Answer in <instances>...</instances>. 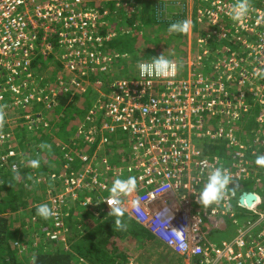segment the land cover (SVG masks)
I'll return each mask as SVG.
<instances>
[{
  "label": "built area",
  "instance_id": "2783aa9c",
  "mask_svg": "<svg viewBox=\"0 0 264 264\" xmlns=\"http://www.w3.org/2000/svg\"><path fill=\"white\" fill-rule=\"evenodd\" d=\"M184 2L179 15L189 25L186 58L160 65L140 61L134 77L108 81L106 97L75 131L74 138L95 145L93 153L63 151L64 169L77 164L80 170L51 177L45 203L55 233L42 241L64 243L63 208L70 209L68 203L79 200L82 191L108 192L103 201L114 207L107 177L113 175L115 183L123 170L127 179H135L134 187L119 196L123 213L173 255L193 264H264L263 201L260 211L242 208L256 217L238 221L229 241L217 245L209 238L225 230L223 215L256 172L249 157L264 148V0H244L248 13L239 22L230 18L237 0ZM116 7L126 8L121 1ZM108 8L103 1L90 7L86 0H0V123L7 127L0 128V166L17 169L8 161L19 156L16 130L39 129L53 97L78 95L107 79L121 55L108 47L114 36L103 31L113 17ZM194 22L204 26L195 43ZM216 42L221 45L215 47ZM37 58H51L56 67L55 81L42 88L30 72ZM34 103L43 109L32 115ZM117 134L123 137L118 143L125 138L127 145L120 169L99 157ZM207 146L221 153H206ZM216 167L226 170L230 183L223 199L205 207L199 194ZM37 183L46 182L38 178ZM80 204L91 205L89 200ZM22 242L14 243L18 253ZM126 261L146 264L140 257Z\"/></svg>",
  "mask_w": 264,
  "mask_h": 264
},
{
  "label": "trees",
  "instance_id": "16d2710c",
  "mask_svg": "<svg viewBox=\"0 0 264 264\" xmlns=\"http://www.w3.org/2000/svg\"><path fill=\"white\" fill-rule=\"evenodd\" d=\"M86 1L90 7L100 1L109 3L108 9L113 17L110 27L103 31L111 32L114 36L108 43V47L113 51L120 52L119 48L126 46L121 53L125 55L121 57L125 65L129 66V62L156 61L157 59L144 58L158 55L157 48L163 51L167 43H172L173 41H166L168 35L177 43L171 48L168 45L167 51L170 55L168 60H173L174 50L181 52L182 56L179 57L181 61L185 59L186 33L169 32L170 25L184 22V19L178 12L167 13L163 0H121L127 8H118L111 3L118 0ZM192 28L195 43L197 36L195 22ZM46 61L37 58L31 63L30 72L38 70L41 64L45 66ZM94 79L93 76L89 77L90 82ZM108 81L107 78L103 82L105 89ZM86 93L71 96L69 92H60L53 97L51 110L45 112L48 115L44 116V124L35 132L27 130L26 127L22 128L20 140L22 145L17 146L24 145V148L19 151L17 158L8 159L17 163V169L13 171L6 165L0 166V264H33V258L34 264H126L128 257H137L144 253H146L144 259L150 264H181L171 261L174 257L125 213L119 217L111 214V208L103 201L108 192L82 191L79 200L74 201L70 209L63 208L66 214L62 216L63 228L59 232L64 244L60 240L42 241L47 235L55 233L51 221L37 215V209L41 205H47L50 209V205L45 203V198L51 187V177L62 174L67 176L80 170L77 164L64 169L63 151L68 145H63L61 141L67 143L70 141L72 144L69 147L74 152L85 147L80 141L70 137L80 124L86 123L88 113L92 109L93 98ZM102 103L103 101H100V104ZM42 109L41 104L34 103L30 107V113L34 115ZM0 128L3 132L7 131V127L2 123ZM118 135L111 138L99 156L108 157L114 169L122 168L126 162L123 159V153L127 149L125 138L119 144L123 137ZM205 150L210 154L221 153L218 152V147L207 146ZM93 151L94 148L91 147L84 149L88 154H92ZM260 155H264V148H258L256 153L249 157L251 164L256 165V172L251 175V181L243 183L239 194L253 193L263 200L264 166L255 163L257 156ZM31 160H38V166H30ZM121 171V180H126V172ZM36 177L43 178L46 183L36 185ZM113 177L111 174L107 177L111 191L114 185ZM42 190L43 193H40ZM85 200H89L91 205L81 206L80 202ZM233 212L234 210L223 215L224 220L227 217L243 220L250 214L238 205L235 207V216L231 217ZM117 219H120V225L115 223ZM30 231H34L31 234L33 236L30 235ZM20 239L24 243L23 246L28 247V252L22 256L14 247V243ZM35 240L38 242L33 246Z\"/></svg>",
  "mask_w": 264,
  "mask_h": 264
},
{
  "label": "clouds",
  "instance_id": "9594fccd",
  "mask_svg": "<svg viewBox=\"0 0 264 264\" xmlns=\"http://www.w3.org/2000/svg\"><path fill=\"white\" fill-rule=\"evenodd\" d=\"M121 1V0H118ZM117 1V2H118ZM117 2H111L113 5L116 6ZM124 4L123 2H121ZM127 8V5L124 4ZM248 13V6L244 2V0H237V3L232 6L231 12H230V18L233 21L239 22L243 17H245ZM188 23L185 22H177L169 27V32H176V33H183L187 31L188 29ZM51 60V58L47 59ZM160 64H170L167 60H156V65ZM42 65V64H41ZM40 65V66H41ZM45 65V64H44ZM40 68V67H39ZM33 72L32 77L34 78V82L39 85V88H42L45 86L47 79L50 80L51 77H47L45 75V71H38V70H32ZM48 114H44L46 116ZM21 130L22 128L18 129ZM17 131V130H16ZM16 140L20 139L18 138V135L15 133ZM42 147H50V146H42ZM255 163L258 166H264V155L257 156ZM30 166L37 167L39 164L38 160H31L29 161ZM1 182V180H0ZM230 183V178L226 173V170L222 167H216L213 170H211L207 176V181L203 187V189L200 191L199 194V203L202 204L205 207L211 206L217 202H219L223 197L225 196L226 189L228 188ZM135 185V179L133 177H129L127 180H116L113 187L112 192L114 193V197L116 200L115 206L110 209V213L114 214L116 216H122L123 215V208L120 205L119 196L129 191L131 188H133ZM37 215H40L42 218H49L52 213L51 210L48 208L47 205H41L37 209ZM117 225L121 224L120 219H117L115 221ZM33 264H34V258H33Z\"/></svg>",
  "mask_w": 264,
  "mask_h": 264
},
{
  "label": "rangeland",
  "instance_id": "374dc122",
  "mask_svg": "<svg viewBox=\"0 0 264 264\" xmlns=\"http://www.w3.org/2000/svg\"><path fill=\"white\" fill-rule=\"evenodd\" d=\"M163 4H164V7L166 8V10H167V13H176V12H178V14H181V6L183 5V4H185V2H184V0H163ZM200 27H202V28H200ZM203 29H204V26L203 25H199V24H197V33L198 32H202L203 31ZM192 30V32H193V28L191 29ZM184 33V32H183ZM185 33H186V31H185ZM169 37H168V40L166 39V41L168 42V41H173L172 43H167L166 44V46H165V49L162 51V50H160V49H158L157 48V51H158V55H153L152 57H146V58H144V59H151V60H156V59H161V60H168L169 58H170V55H169V53H168V51H167V47H168V45H169V47L171 48L172 47V45L173 46H176L177 45V43H176V41L173 39V37H171L170 35H168ZM186 42H187V34H186ZM210 44V43H209ZM215 47H218V46H220L221 44L219 43V42H216V43H214L213 44ZM193 46H195V45H193ZM223 46V45H222ZM125 47L126 46H121L119 49H120V54L121 53H123L124 52V49H125ZM163 49V48H162ZM186 49H187V51H186V55H184V57L186 58V56H187V53H188V42H187V46H186ZM194 50V49H193ZM218 50H220L219 48H218ZM195 51V50H194ZM174 52H175V54L173 55V57H172V59L173 60H176V61H181L180 59H179V57L180 56H182L181 55V52L180 51H177V50H174ZM125 55H119V57L118 58H116V59H114L113 60V64H112V68H111V72H110V74L108 75V80L109 81H111V80H114V79H120V78H132V77H134L135 75H136V67H137V62L136 63H131V62H129V66H128V64L127 65H125L124 64V62L121 60V57H124ZM143 58V57H142ZM135 60H136V58H135ZM140 62V61H139ZM38 71H45V75L47 76V77H51V79L50 80H48L47 79V81H45L46 83L48 82V81H50L49 82V84H52L54 81H55V77H54V75L56 74V67L54 66V64L50 61V60H47L46 61V63H45V66H41L40 68H38ZM101 86H99V87H97L96 89H90V88H85L84 89V92H82V93H86V94H90L92 97H91V99L93 98V105H92V107H96L97 106V103H98V101L100 100V98H104V97H106V95H107V93H106V90H105V88L104 87H102L104 84H103V80L101 79ZM89 89V90H88ZM81 93V94H82ZM100 93H101V95H100ZM96 94H97V97H96ZM86 98H88V96H86ZM99 108V107H98ZM101 111H98L97 112V114L98 113H100ZM100 116H98V118H99ZM73 132V131H72ZM71 132V133H72ZM71 133H69V135L71 134ZM17 135H18V138H20V139H17V140H15V142H16V144H18V145H22V143H20V142H22V141H20L21 140V136H22V133H21V130H17ZM74 137H75V132H73V134H72V136L70 137V139H74ZM113 136H110L109 137V140H111V138H112ZM77 141H80L82 144H84L83 143V139H82V137H76L75 138ZM14 142V141H13ZM12 142V143H13ZM62 142V144L63 145H68V148L67 149H64V152L66 151H69L70 152V154L71 155H74V151L73 150H71L70 149V147H69V145L70 144H72L70 141H69V143H67V142H63V141H61ZM85 145V147L84 148H80L79 150H82V151H84V149L87 147V148H90L88 145H86V144H84ZM95 147V145L94 146H92L91 148H94ZM17 148V150H18V152L20 151V150H22L23 148H24V145L23 146H17L16 147ZM101 158H103V157H101ZM41 186V185H40ZM40 190V189H39ZM40 193H43V190L40 192ZM68 206H69V208L70 207H72L73 206V203H68ZM250 215V214H249ZM248 215V216H249ZM46 230V229H45ZM31 232V231H30ZM33 232L34 231H32L31 233H30V235L31 234H33ZM35 235V234H34ZM31 236H33V235H31ZM209 238H210V240L212 241V242H214L215 244H217V245H219L220 244V242L221 241H229L230 239H231V236H229V235H217V234H210V236H209ZM22 242V241H21ZM23 243V242H22ZM64 244V243H63ZM28 252V247L26 246V247H24V250H22V252L20 253L19 252V255L20 256H22V255H24V253H27ZM144 255L146 256V253H144ZM143 254L141 255V256H137V257H140V258H142V259H144V256ZM144 256V257H143ZM145 260V259H144ZM171 261H174V260H171ZM145 262H146V264H148L147 263V261L145 260Z\"/></svg>",
  "mask_w": 264,
  "mask_h": 264
},
{
  "label": "crops",
  "instance_id": "0c3cea01",
  "mask_svg": "<svg viewBox=\"0 0 264 264\" xmlns=\"http://www.w3.org/2000/svg\"><path fill=\"white\" fill-rule=\"evenodd\" d=\"M108 158V157H107ZM38 178H40V177H36L35 178V184L36 185H38L39 186V184L37 183V179ZM41 179V178H40ZM253 194V193H252ZM256 195V194H255ZM261 199V198H260ZM261 201H263L264 202V198H263V200H261ZM239 203L238 202H234V204H233V206H232V210H234V212L231 214V217H234L235 216V207H236V205H238ZM239 206V205H238ZM241 208V207H240ZM242 209V208H241ZM259 211H260V208H259ZM253 216V217H250V216ZM244 217V216H243ZM248 218L250 217V218H255L256 216H255V214L254 213H251L249 216H247ZM246 219V218H245ZM244 220V219H243ZM238 221H240V218H238V219H229V217H227V219L226 220H224V224H225V230L223 231V232H221V231H217L215 234H217V235H229V236H231V238L233 237V234H234V231H235V226H236V223L238 222ZM160 245V244H159ZM161 247H163L162 245H161ZM164 248V247H163ZM165 249V248H164ZM167 250V249H166ZM167 252H169L170 253V255H172L174 258H173V260L175 261V262H178V263H181V264H193L194 263V261H192L191 259H189V258H185V257H181V256H175V255H173V253H171L170 251H168L167 250ZM148 264H150V263H148ZM153 264V263H152Z\"/></svg>",
  "mask_w": 264,
  "mask_h": 264
},
{
  "label": "water",
  "instance_id": "95a60500",
  "mask_svg": "<svg viewBox=\"0 0 264 264\" xmlns=\"http://www.w3.org/2000/svg\"><path fill=\"white\" fill-rule=\"evenodd\" d=\"M238 203L241 208H251L258 209L261 203L259 196L252 193H242L239 196Z\"/></svg>",
  "mask_w": 264,
  "mask_h": 264
},
{
  "label": "bare ground",
  "instance_id": "6f19581e",
  "mask_svg": "<svg viewBox=\"0 0 264 264\" xmlns=\"http://www.w3.org/2000/svg\"><path fill=\"white\" fill-rule=\"evenodd\" d=\"M248 218V217H247Z\"/></svg>",
  "mask_w": 264,
  "mask_h": 264
}]
</instances>
